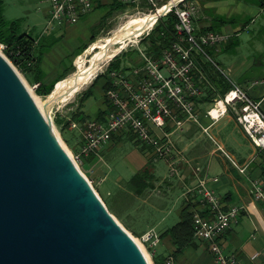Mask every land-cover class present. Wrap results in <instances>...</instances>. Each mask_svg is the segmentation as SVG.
Here are the masks:
<instances>
[{
  "label": "built area",
  "instance_id": "obj_1",
  "mask_svg": "<svg viewBox=\"0 0 264 264\" xmlns=\"http://www.w3.org/2000/svg\"><path fill=\"white\" fill-rule=\"evenodd\" d=\"M128 7L148 8L154 14L163 10L172 0H165L156 6L155 0H120ZM165 15L172 11L178 15L176 25L177 40L163 49L160 57L148 53V48L139 47L138 59L131 69H114L107 74L105 91V115L103 119L87 117L83 121L71 119L70 129L82 134L80 149L68 150L73 160L81 169L85 158L93 153L99 154L101 148L122 132H131L137 141L147 145L154 161L164 159L170 168V177H180L181 162L187 163L194 172L196 183L185 192L197 195L207 212L194 210V236L208 242L211 253L218 264H239L236 255L228 254L221 243L225 232L241 213L237 205L227 206L211 182H218V177H211L200 165H192L184 151L178 146L176 135L187 130V124H200L199 103L212 87L202 63L213 62L227 78L231 88L224 94L213 98L206 114L213 122L218 121L228 112H233L237 122L248 135L257 150L264 149V111L261 102L255 99L247 88L226 75L221 66L208 52L209 48L220 50L230 38L226 32H198L194 25L197 5L192 0H180ZM50 24L60 28L77 24L81 18L92 12L96 0H49ZM160 19V18H159ZM158 19V20H159ZM158 20L146 30L151 33ZM6 45L0 44L3 52ZM113 59V58H112ZM111 59V60H112ZM110 60V61H111ZM107 71V70H106ZM39 84H35L37 88ZM213 90L216 91L214 87ZM215 91L212 94H215ZM206 133L217 148L226 154L241 172L248 166H239L223 144L208 130ZM86 176V174L83 172ZM87 177V176H86ZM88 178V177H87ZM252 197L264 202V182L252 181ZM142 244H148L156 250L161 242V235L151 229L138 238ZM154 253H152V256ZM153 259V257H152ZM154 262V261H153ZM154 264V263H153ZM164 264H177L174 256H168Z\"/></svg>",
  "mask_w": 264,
  "mask_h": 264
},
{
  "label": "water",
  "instance_id": "obj_2",
  "mask_svg": "<svg viewBox=\"0 0 264 264\" xmlns=\"http://www.w3.org/2000/svg\"><path fill=\"white\" fill-rule=\"evenodd\" d=\"M55 89L42 110L0 51V264H151L59 139Z\"/></svg>",
  "mask_w": 264,
  "mask_h": 264
},
{
  "label": "crops",
  "instance_id": "obj_3",
  "mask_svg": "<svg viewBox=\"0 0 264 264\" xmlns=\"http://www.w3.org/2000/svg\"><path fill=\"white\" fill-rule=\"evenodd\" d=\"M33 1L38 4V10L49 20L46 32L42 33L37 39L43 40L48 45H53L54 50L56 49L59 53L61 50L57 49L56 46L65 36V30L50 24L49 0ZM109 1L113 3L115 0H107V2ZM192 1L197 5V13L193 21L198 32L216 31L226 32L230 35L228 42L220 50L214 49L215 60L226 75H233L235 81L247 88L250 94L261 102L262 110L264 111V7L261 8L257 3L247 0ZM47 3L49 6L46 5ZM103 4L104 1L96 0L94 10ZM205 8L209 10H205ZM89 14L81 18V20L87 18ZM216 16L223 17L228 22L221 23L218 29L204 30L203 28H207ZM16 20H21L22 24L24 19ZM245 30L252 37L250 43L254 50L248 55H239L237 60L233 62L219 60V56L224 53H238L236 49L240 46L241 33ZM75 47L78 48L79 45L77 44ZM62 54L60 53V55ZM104 79V84H102L103 95L106 84V78ZM210 106L211 101L202 98L199 103L200 124L195 122L187 124V130L182 135H176L178 146L184 151L192 165H200L211 177L219 178L218 182H211V186L215 188L227 206L237 205L241 207L240 215L221 239L224 250L230 255H236L239 259V264H264V202L256 201L252 197L251 192L253 180L260 179L264 182V149L257 150L237 122L233 112L230 111L218 121L213 122L206 114ZM105 109L104 98L103 105L98 108L95 114L84 113V115L98 118ZM204 128H208L218 141L223 144L239 166H248L245 172H241L226 154L221 151L215 152L217 146ZM124 133L116 135L114 139L120 140ZM240 136L242 139L239 138ZM243 139L251 143L252 148L247 150V141ZM233 140L235 144L228 145ZM97 156L93 161L97 160ZM179 166L182 174L180 177L169 176L163 181H160L153 172L155 175L154 181L157 178V188L161 187L165 196H168L174 190L180 189L179 198L183 201L180 212L186 205L191 204L193 210L200 209L208 213L206 206L202 204L197 195L192 193L186 199L185 192L188 188L194 186L196 177L187 163L181 162ZM151 229L156 230L154 225H147L143 231L136 230L143 234ZM165 230H156L161 235V242L156 246V250L153 251L162 264L170 255L175 257L177 264H218L210 251L208 242L194 236L193 240L181 252H177V246L173 243L172 237L170 235L162 236Z\"/></svg>",
  "mask_w": 264,
  "mask_h": 264
},
{
  "label": "rangeland",
  "instance_id": "obj_4",
  "mask_svg": "<svg viewBox=\"0 0 264 264\" xmlns=\"http://www.w3.org/2000/svg\"><path fill=\"white\" fill-rule=\"evenodd\" d=\"M102 1H104V4L93 10L87 18L75 25L63 28V30H65V36L56 46L57 49L61 50L59 53L56 49V51L54 50L52 47L53 45L51 46L52 48H49L50 50L48 49L49 51H45L43 59V70L45 72L43 82L45 84H51L65 75V78H68L76 73L78 70L76 62L79 60L80 56L84 55L85 52L87 53V50H89L94 42L112 35L120 26H123L131 16L146 14L147 12L150 13L151 11L148 8L142 7H127L124 10L119 8L112 9L111 1H109L110 3L107 2V0ZM163 1L165 0H155L156 6H159ZM46 5L49 6L48 3ZM205 10L209 9L205 8ZM4 15L8 21L23 18L21 31L31 33L36 38L46 32L49 23L48 18L46 19L43 13L38 10V4L33 0H5ZM147 36L148 33L144 32L142 35L135 38L134 42H129L124 49L120 50L121 52L118 54H121L124 67L131 69L135 65V61L138 59L139 47L143 48L142 41ZM251 40L252 37L250 33L246 30L243 31L241 33L240 46L236 49L238 53H224L219 56V60L233 62L237 60L239 55L250 54L251 51L254 50L250 43ZM0 44L4 45V43ZM77 44L79 45L78 48L75 47ZM2 50L4 52L3 54H5V48ZM80 50L84 51L80 53ZM60 53L63 54L60 55ZM86 56L90 57L91 53L89 52ZM112 58H114V56ZM112 58L107 59V61L104 60L100 65V69L96 72L95 77L84 84L72 98L56 104L51 110L58 137L68 150L77 152L72 148L71 144H73L75 148L77 147V149H80L82 134L80 131L70 129L69 127L65 135H63L61 127L57 125L55 120L58 116L70 119L72 113L78 111L80 104L81 110L84 113H96L98 108L104 103L105 93L103 95L102 88V84H104L105 80L104 78H99V81L93 87V92L87 96L82 103L80 99L83 93L96 82L95 79L99 74L105 76L108 74L106 70ZM17 70L27 83L32 95L40 96L42 99L47 98L46 96L38 94L36 91L37 88H34L35 84L29 82L18 68ZM230 77L233 80L235 79L231 74ZM65 136L71 139V144L66 140ZM239 138L242 139L241 136ZM233 144H235L234 140L228 145ZM246 148L247 150L252 148L251 143L248 141L246 142ZM149 149L147 145L137 141L131 132H125L120 140L113 139L102 147L96 161H87L81 164V169L103 201L104 199L112 200L113 197L118 196L117 201H112V206L110 204L108 205L110 212L136 239L137 243L139 242L140 245H142L143 250L150 259V263L155 264V262H153L154 259H152L153 249L150 248L148 244L144 245L140 242L138 238L141 237L142 234L136 229L143 231L147 225H154L155 229L159 231L165 230L176 224L180 220V209L183 203L179 198L181 193L180 189L174 190V192L165 196L163 189L161 187L157 188L156 178L154 187L147 190L142 196L131 193L134 196V200L129 196V198L119 196L122 190L131 192L129 188L125 187V183L129 181L137 171L143 169L144 166L148 165L160 181L169 177L170 168L168 162L164 159L155 162L151 158V154L148 153Z\"/></svg>",
  "mask_w": 264,
  "mask_h": 264
},
{
  "label": "trees",
  "instance_id": "obj_5",
  "mask_svg": "<svg viewBox=\"0 0 264 264\" xmlns=\"http://www.w3.org/2000/svg\"><path fill=\"white\" fill-rule=\"evenodd\" d=\"M145 2L147 0H143ZM205 1H217V0H205ZM257 3L261 8L264 7V0H247ZM4 2L5 0H0V43L6 45L5 54L9 60L16 66L26 77V79L32 84H39L36 91L38 94L43 96L50 95L55 89L57 82L64 80L66 77H60L55 82L51 84H45L43 82L44 70H43V59L45 51L49 49L52 45L44 43L43 40H38L32 34L21 31V20L8 21L4 15ZM128 6L123 4L120 0H115L112 3V9H122L124 10ZM179 21L178 15L175 11H172L168 15L161 17L158 22L155 24L151 33L142 41V45H146L148 48V53L154 55L156 58L160 57L163 49L172 45L174 41L177 40L176 25ZM223 22H228L227 19L223 17L216 16L212 19L211 24L205 29H218L220 24ZM82 53L84 50H80ZM208 52L215 59L214 48H209ZM218 63V62H217ZM201 65L205 72L210 78L212 87L216 89L213 90L212 87L207 88L208 94L204 99L212 101L213 98L219 95H224L230 88L231 84L228 82L227 78L223 73L218 69V67L213 62L202 63ZM128 69L123 66V61L121 54L116 55L109 63L107 71L110 72L114 69ZM107 76V74H106ZM105 75L99 74L92 86L86 90L80 101L81 103L93 92V87L99 81V78H107ZM66 79V78H65ZM109 83L107 82L104 86L105 91L109 88ZM215 91V94H212ZM81 106V104H80ZM79 106L78 111L72 113L70 119L63 118L58 116L55 120L57 125L61 127L62 134L65 135L67 129L70 127L71 119L78 121H83L87 117L84 115V112ZM105 111L102 113L99 119H103ZM66 137V136H65ZM66 140L71 144V139L66 137ZM72 148L75 151H78L77 147L71 144ZM97 154H92L89 158H85L84 162H93V159ZM155 175L149 166H144L143 169L136 172V174L125 183V187L129 188L131 192H125L122 190L119 196H124L125 198L131 197L134 200V196L131 193L136 194L137 196H142L146 193L147 190L154 187ZM132 195V196H130ZM129 196V197H128ZM118 196H115L111 199H104L107 207L110 204L112 206V201H117ZM109 208V207H108ZM110 210V208H109ZM194 210L192 209L191 204L186 205L180 212V220L173 226L166 229L162 236L170 235L172 237L173 243L177 246V252H181L194 238ZM155 264H162V262L157 258L156 254L153 255ZM164 264V262H163Z\"/></svg>",
  "mask_w": 264,
  "mask_h": 264
},
{
  "label": "bare ground",
  "instance_id": "obj_6",
  "mask_svg": "<svg viewBox=\"0 0 264 264\" xmlns=\"http://www.w3.org/2000/svg\"><path fill=\"white\" fill-rule=\"evenodd\" d=\"M151 24L152 20L148 13L134 15L131 16L123 26H120V28L117 29L112 35L101 38L94 42L89 50H87V53L85 52L84 55L80 56L79 60L76 62L78 67L77 72L57 83V87L52 95V98L54 99L58 95H62V98L58 100V103L65 102L72 98V96L78 92L84 84L95 77L96 72L100 69V65L105 59L107 60V58H112L114 55L121 52V49H124L129 42H134L135 38L142 35L147 28L152 26ZM135 32H140V34L129 41L128 37L132 36V34ZM89 52L91 53V56L87 57L86 55ZM70 88H72V92L67 95L66 91ZM33 97L35 98L38 106L44 110V105L47 102L45 101V98L42 99L37 95H33ZM138 244L140 245L139 242ZM140 247L143 250L142 245H140ZM143 252L150 263L147 253L144 250Z\"/></svg>",
  "mask_w": 264,
  "mask_h": 264
}]
</instances>
